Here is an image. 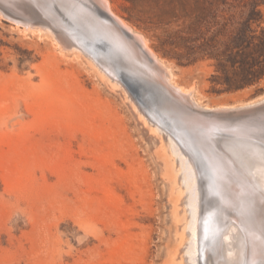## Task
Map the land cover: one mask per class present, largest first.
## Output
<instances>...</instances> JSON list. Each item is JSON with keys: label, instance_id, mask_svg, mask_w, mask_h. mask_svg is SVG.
<instances>
[{"label": "rangeland", "instance_id": "374dc122", "mask_svg": "<svg viewBox=\"0 0 264 264\" xmlns=\"http://www.w3.org/2000/svg\"><path fill=\"white\" fill-rule=\"evenodd\" d=\"M106 2L204 103L264 97V77L230 91L225 82V72L234 78L258 72L264 57L180 58L182 37L193 36L183 0ZM261 2L256 35L264 30ZM34 3L0 0V264H198L193 252L203 198L184 139L188 128L168 120L175 134L169 135L159 121L161 101L147 99L148 76L91 51L97 48L73 46L55 16L77 23L86 45L121 44L100 21L70 0ZM23 26L36 31L24 36ZM58 44L71 55L63 57ZM254 59L260 64L252 72L228 64L245 60L248 68ZM171 139L175 162L166 152Z\"/></svg>", "mask_w": 264, "mask_h": 264}, {"label": "bare ground", "instance_id": "6f19581e", "mask_svg": "<svg viewBox=\"0 0 264 264\" xmlns=\"http://www.w3.org/2000/svg\"><path fill=\"white\" fill-rule=\"evenodd\" d=\"M14 1L35 2L40 7L50 3V0ZM76 1L70 0L69 4L73 2L79 5L82 14L100 21L107 28V33L121 41V44L104 40L86 45L77 23L60 14L56 15V21L72 34L70 43L73 46L82 45L86 49L97 48L91 51L105 54L107 58L116 56V59L144 73L148 76L144 84L147 99L161 101L164 115L159 116V121L169 131V135L175 134L167 127L168 120L174 123L181 120L189 130L184 139H187V147L195 156L196 178L203 198L196 216L195 232L198 233L195 240L197 246L193 252L195 262L264 264V97L239 104L210 106L204 103L194 86L188 89L177 82L174 68L149 50L147 42L113 13L106 0ZM34 30L23 26V30L19 31L26 36ZM56 49L65 58L71 55L63 46ZM74 56L81 58L79 54L74 53ZM167 145L169 148L166 152L175 162L177 147L172 139ZM181 171L182 165L178 167L177 173L181 174ZM183 188H188L185 181Z\"/></svg>", "mask_w": 264, "mask_h": 264}, {"label": "trees", "instance_id": "16d2710c", "mask_svg": "<svg viewBox=\"0 0 264 264\" xmlns=\"http://www.w3.org/2000/svg\"><path fill=\"white\" fill-rule=\"evenodd\" d=\"M261 3V0H183L185 17L191 19L187 35L193 36L182 37L186 53L180 58H232L234 52L236 58L264 57V30L261 35H256L252 29L253 24L260 22ZM257 60L254 59L255 64L248 68L245 60L227 63L232 68L240 63L241 70L252 72L256 64H260ZM228 64L222 65L224 70ZM260 66L258 72L239 78L230 77L225 72L227 90L258 83L264 77V65Z\"/></svg>", "mask_w": 264, "mask_h": 264}, {"label": "water", "instance_id": "95a60500", "mask_svg": "<svg viewBox=\"0 0 264 264\" xmlns=\"http://www.w3.org/2000/svg\"><path fill=\"white\" fill-rule=\"evenodd\" d=\"M176 123H181L180 121H176ZM182 124V123H181ZM183 125V124H182Z\"/></svg>", "mask_w": 264, "mask_h": 264}]
</instances>
